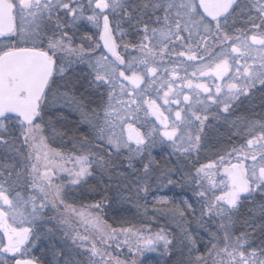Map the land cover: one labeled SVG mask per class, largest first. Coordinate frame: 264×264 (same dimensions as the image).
I'll list each match as a JSON object with an SVG mask.
<instances>
[{"label": "snow or ice", "instance_id": "obj_1", "mask_svg": "<svg viewBox=\"0 0 264 264\" xmlns=\"http://www.w3.org/2000/svg\"><path fill=\"white\" fill-rule=\"evenodd\" d=\"M149 254L264 264V0H0V264Z\"/></svg>", "mask_w": 264, "mask_h": 264}, {"label": "rangeland", "instance_id": "obj_2", "mask_svg": "<svg viewBox=\"0 0 264 264\" xmlns=\"http://www.w3.org/2000/svg\"><path fill=\"white\" fill-rule=\"evenodd\" d=\"M164 158L167 159L166 156ZM173 192H175L177 195L180 194V190L179 189H173V191L167 192V194L169 196H172ZM188 195H190V193H188ZM149 200H151V197H149ZM161 223H163V221H161ZM149 255L152 256V258L145 260V264H157V261L159 259L158 256L156 254H149Z\"/></svg>", "mask_w": 264, "mask_h": 264}]
</instances>
